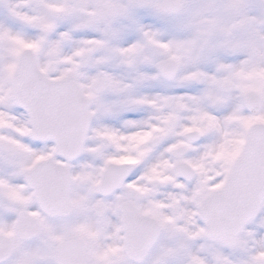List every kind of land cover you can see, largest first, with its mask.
Masks as SVG:
<instances>
[{
  "label": "snow or ice",
  "instance_id": "6c2138e0",
  "mask_svg": "<svg viewBox=\"0 0 264 264\" xmlns=\"http://www.w3.org/2000/svg\"><path fill=\"white\" fill-rule=\"evenodd\" d=\"M0 264H264V0H0Z\"/></svg>",
  "mask_w": 264,
  "mask_h": 264
}]
</instances>
